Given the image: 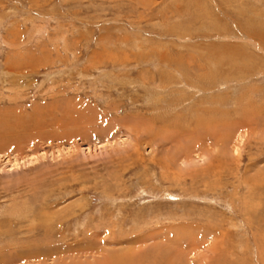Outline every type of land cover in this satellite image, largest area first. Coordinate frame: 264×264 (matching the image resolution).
Masks as SVG:
<instances>
[{
	"label": "rangeland",
	"instance_id": "obj_1",
	"mask_svg": "<svg viewBox=\"0 0 264 264\" xmlns=\"http://www.w3.org/2000/svg\"><path fill=\"white\" fill-rule=\"evenodd\" d=\"M0 264H264V0H0Z\"/></svg>",
	"mask_w": 264,
	"mask_h": 264
},
{
	"label": "bare ground",
	"instance_id": "obj_2",
	"mask_svg": "<svg viewBox=\"0 0 264 264\" xmlns=\"http://www.w3.org/2000/svg\"><path fill=\"white\" fill-rule=\"evenodd\" d=\"M46 252V251H45ZM24 253V252H23ZM43 253V252H42ZM47 253V252H46ZM48 254V253H47ZM28 255H29V253H28ZM35 255H38L39 256V254L38 253H35ZM45 255V254H44ZM49 255V254H48ZM117 263H118V261H116ZM121 262V261H120ZM122 263V262H121Z\"/></svg>",
	"mask_w": 264,
	"mask_h": 264
}]
</instances>
